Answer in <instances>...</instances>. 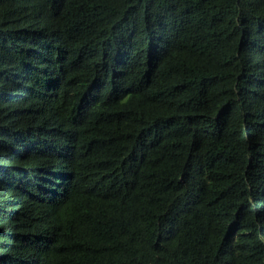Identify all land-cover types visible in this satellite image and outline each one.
I'll return each instance as SVG.
<instances>
[{"label": "trees", "instance_id": "16d2710c", "mask_svg": "<svg viewBox=\"0 0 264 264\" xmlns=\"http://www.w3.org/2000/svg\"><path fill=\"white\" fill-rule=\"evenodd\" d=\"M0 264H264V0H0Z\"/></svg>", "mask_w": 264, "mask_h": 264}]
</instances>
